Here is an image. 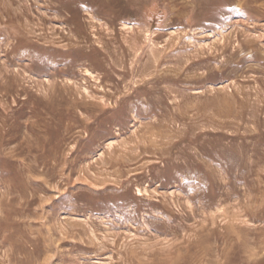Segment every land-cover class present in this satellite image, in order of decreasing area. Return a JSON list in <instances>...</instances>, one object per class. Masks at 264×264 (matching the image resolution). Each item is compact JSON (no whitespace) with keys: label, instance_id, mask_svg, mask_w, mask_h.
<instances>
[{"label":"rangeland","instance_id":"374dc122","mask_svg":"<svg viewBox=\"0 0 264 264\" xmlns=\"http://www.w3.org/2000/svg\"><path fill=\"white\" fill-rule=\"evenodd\" d=\"M0 264H264V0H0Z\"/></svg>","mask_w":264,"mask_h":264},{"label":"bare ground","instance_id":"6f19581e","mask_svg":"<svg viewBox=\"0 0 264 264\" xmlns=\"http://www.w3.org/2000/svg\"><path fill=\"white\" fill-rule=\"evenodd\" d=\"M188 1V0H187ZM163 211V210H162Z\"/></svg>","mask_w":264,"mask_h":264}]
</instances>
